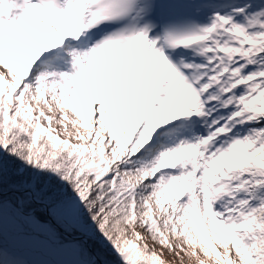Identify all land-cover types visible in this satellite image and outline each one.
<instances>
[{"label": "snow or ice", "instance_id": "1", "mask_svg": "<svg viewBox=\"0 0 264 264\" xmlns=\"http://www.w3.org/2000/svg\"><path fill=\"white\" fill-rule=\"evenodd\" d=\"M165 251L264 264V0H0V264Z\"/></svg>", "mask_w": 264, "mask_h": 264}, {"label": "rangeland", "instance_id": "2", "mask_svg": "<svg viewBox=\"0 0 264 264\" xmlns=\"http://www.w3.org/2000/svg\"><path fill=\"white\" fill-rule=\"evenodd\" d=\"M156 251H160L161 249L155 245H151ZM166 260H168V262L170 261L171 264H179L178 261H174V258L168 253V252H164V257Z\"/></svg>", "mask_w": 264, "mask_h": 264}, {"label": "trees", "instance_id": "3", "mask_svg": "<svg viewBox=\"0 0 264 264\" xmlns=\"http://www.w3.org/2000/svg\"><path fill=\"white\" fill-rule=\"evenodd\" d=\"M165 260V259H164ZM166 261V260H165ZM166 264H171L170 262H168V260L166 261Z\"/></svg>", "mask_w": 264, "mask_h": 264}, {"label": "bare ground", "instance_id": "4", "mask_svg": "<svg viewBox=\"0 0 264 264\" xmlns=\"http://www.w3.org/2000/svg\"><path fill=\"white\" fill-rule=\"evenodd\" d=\"M165 259V258H164ZM166 260V259H165ZM167 261V260H166Z\"/></svg>", "mask_w": 264, "mask_h": 264}]
</instances>
